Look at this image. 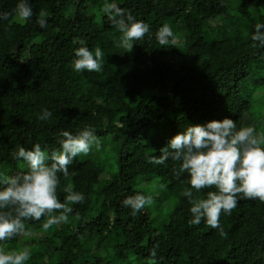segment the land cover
I'll use <instances>...</instances> for the list:
<instances>
[{"label": "trees", "instance_id": "16d2710c", "mask_svg": "<svg viewBox=\"0 0 264 264\" xmlns=\"http://www.w3.org/2000/svg\"><path fill=\"white\" fill-rule=\"evenodd\" d=\"M104 2L30 0L31 21L18 22L15 15L0 20V172L25 170L13 157L19 146L58 148L62 130L91 125L111 145L75 158L70 175L60 176L62 202L65 189L86 197L70 205L69 223L43 228L47 232L36 238L34 227L47 217L26 221L30 235L3 247H29L26 264H264V202L242 200L230 216L222 214L223 238L203 220L189 224L191 205L182 195L187 173L174 171L180 161L148 162L189 124L229 117L238 128L254 124L264 133V49L251 41L254 25L264 23V0H111L151 27V36L131 52L117 46L120 33L101 12ZM15 3L0 0V12L11 13ZM41 14L43 28L36 22ZM165 23L173 27L175 44L155 39ZM80 41L103 50V71H73ZM45 107L53 116L41 121ZM105 159L108 176L101 175ZM150 178L179 197L174 207L166 209L167 200L156 207L158 224L146 207L133 216L122 205L128 195H147L138 185ZM214 190L193 192L204 199Z\"/></svg>", "mask_w": 264, "mask_h": 264}, {"label": "clouds", "instance_id": "9594fccd", "mask_svg": "<svg viewBox=\"0 0 264 264\" xmlns=\"http://www.w3.org/2000/svg\"><path fill=\"white\" fill-rule=\"evenodd\" d=\"M101 12L120 33L118 47L131 52L136 41L146 35L151 36V27L116 2L105 0ZM15 15L18 22L32 20L34 12L30 0H16L9 12H0V20ZM41 28L47 25L43 14L36 21ZM160 45L175 44L177 37L172 25L165 23L155 32ZM253 48L264 49V23L254 25L251 34ZM80 47L74 49L72 69L75 72L103 71L104 52L100 47L94 50L80 41ZM53 116L48 108L42 109L38 119L47 121ZM58 148L49 151L36 143L31 148L19 146L13 157L23 161L24 171L15 175L0 172V264H26L32 257V251L25 246L22 250L6 251L3 243L18 236L30 235L26 221H39L47 217L42 227L47 230L53 225L69 223L70 205L83 203L85 194L65 189L67 195L62 202L57 196L60 176L70 175L69 165L75 158L89 155L99 150L101 141L96 129L89 125L73 133L62 130L57 140ZM159 156L148 157L153 165H164L169 159L180 161L174 170L177 177L187 173L183 181L186 187L182 195L189 204L190 225H199L203 220L211 229H216L223 238L227 233L221 226V215L230 216L232 210L242 200L259 199L264 202V133L258 132L254 124L237 127L236 121L224 117L204 123L189 124L167 140ZM208 191L206 198L194 196ZM154 203L151 195L137 192L126 196L122 205L131 209L135 216L146 206ZM59 210V214L56 212ZM149 255L156 257L153 247Z\"/></svg>", "mask_w": 264, "mask_h": 264}, {"label": "rangeland", "instance_id": "374dc122", "mask_svg": "<svg viewBox=\"0 0 264 264\" xmlns=\"http://www.w3.org/2000/svg\"><path fill=\"white\" fill-rule=\"evenodd\" d=\"M262 86H263L262 83H259L258 84V89H261ZM101 142L102 143H101V147L99 148V150H94L89 155H83V154H81L80 156H78L79 159L80 160H83L85 157H88V156L89 157L96 156L100 151H103L104 152V151L108 150L111 147L109 140L107 141L106 139H103V141H101ZM115 161H116V159H114V162ZM104 166H105V170H104V172L101 175H107L108 176V173L111 171V166L109 165V162H107L106 159L104 160ZM116 168L117 167H115V164H114V169L116 170ZM138 186L142 190L145 189V191L147 192V195H151L153 197L154 203L151 206H146V209L150 213V215L154 218V222L156 224L159 223V219L156 217V214H155L156 207L159 204H162L163 201H165V200H167L166 201L167 204H164V207L166 209L169 208V207H174L177 204V201L179 199L178 196H176V195L171 194L170 192H168L166 190V188H164V185L162 184V182H158V180H156V179L154 180V179L150 178L147 181V184L146 185L144 183H140ZM150 207L153 208V209H150ZM152 210H154V211H152ZM42 225L34 227L33 232L36 235H32V236H34L36 238H40V237L37 236V234H39L41 232H47V231H44L43 230ZM49 229H52V227H50ZM90 244H91V242L89 243V245ZM89 248L87 249V251H89ZM46 255H47V258H48V255H50V252H46ZM55 255L56 254H54V253L52 255V260H54V261L57 260L56 257H55ZM139 260H143V259L139 258Z\"/></svg>", "mask_w": 264, "mask_h": 264}]
</instances>
